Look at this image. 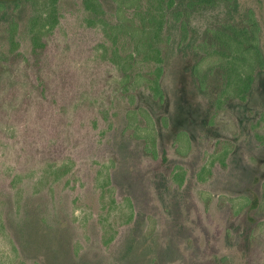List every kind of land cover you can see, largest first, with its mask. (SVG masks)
<instances>
[{
  "label": "rangeland",
  "instance_id": "374dc122",
  "mask_svg": "<svg viewBox=\"0 0 264 264\" xmlns=\"http://www.w3.org/2000/svg\"><path fill=\"white\" fill-rule=\"evenodd\" d=\"M0 264H264V0H0Z\"/></svg>",
  "mask_w": 264,
  "mask_h": 264
},
{
  "label": "trees",
  "instance_id": "16d2710c",
  "mask_svg": "<svg viewBox=\"0 0 264 264\" xmlns=\"http://www.w3.org/2000/svg\"><path fill=\"white\" fill-rule=\"evenodd\" d=\"M196 1L203 2V1H205V0H190V4H193V3L196 2ZM251 17H252V20H253V24L256 25V26H258V25H257V22H256V20H255V18H254V14H253V13H251L250 18H251ZM258 53L260 54V50H258ZM157 85H158V84H157ZM157 88H158V94L161 93V90H160L159 85L157 86Z\"/></svg>",
  "mask_w": 264,
  "mask_h": 264
}]
</instances>
